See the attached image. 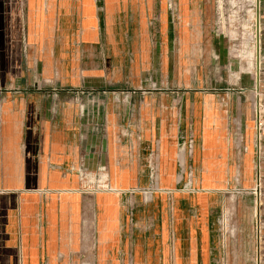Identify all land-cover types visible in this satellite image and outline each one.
Wrapping results in <instances>:
<instances>
[{
	"label": "crops",
	"instance_id": "obj_1",
	"mask_svg": "<svg viewBox=\"0 0 264 264\" xmlns=\"http://www.w3.org/2000/svg\"><path fill=\"white\" fill-rule=\"evenodd\" d=\"M11 1L0 0V81L186 80L190 64L210 81L220 76L204 66H225L236 88L83 95L51 119L41 94L1 90L0 264H250L257 231L264 243V151L257 169L246 60L208 21V0H178L200 24L176 28L168 0ZM23 12L29 40H7ZM147 150L166 190L149 202L86 182L108 168L123 193L145 185ZM187 176L194 194L179 189Z\"/></svg>",
	"mask_w": 264,
	"mask_h": 264
},
{
	"label": "rangeland",
	"instance_id": "obj_2",
	"mask_svg": "<svg viewBox=\"0 0 264 264\" xmlns=\"http://www.w3.org/2000/svg\"><path fill=\"white\" fill-rule=\"evenodd\" d=\"M210 5H212V10L208 11L206 16L210 23L216 26V29H223L222 35L224 38H228V45L231 51H239L240 57L246 60V70L249 73L250 84L245 89L246 91L252 90L253 85L257 86L258 78H257V68L259 63L261 62V70L264 68V41L263 34L261 32L263 20L259 15L260 3L259 0H208ZM13 3H18V1H11ZM167 6V14L169 17L170 25H173L174 28L180 26V24L198 25V20H200V14H195V12H188L187 17H182L179 10V2L178 0H168L166 1ZM24 12L22 14V18L24 17ZM163 16L165 13L163 12H155L150 14L148 26L151 30H157L163 23ZM257 18V19H256ZM25 17L23 18V23L21 24L20 29V38H17V27L13 28L15 25L12 20L10 32L7 40L21 39L23 42L29 40V33H26V24H24ZM258 20V21H256ZM256 22V23H255ZM208 23V22H207ZM257 24V27H256ZM30 28V27H28ZM16 29V30H15ZM257 31H260L261 38L259 39ZM29 32V31H28ZM216 31L215 33H217ZM256 32V33H255ZM159 34V33H155ZM218 34V33H217ZM34 35V34H33ZM151 36L153 33L150 34ZM174 40L177 39V33L172 34ZM256 35V36H255ZM33 38V36H32ZM2 39L0 35V40ZM34 39V38H33ZM257 39V40H256ZM75 41H72L74 43ZM261 48V52L260 49ZM261 59V61L259 60ZM181 70L185 72V76L187 77L183 80H169V81H156L152 79H147L144 81H101V82H70V81H18V80H9V81H0V91L5 90L9 91L11 95L16 96L18 98L19 95H30V94H41L46 100L48 106L46 112L48 114L47 118L51 119V117H57L58 113V105L60 107L65 106V104L69 101L82 100L83 95L89 96L88 99L91 101L93 97L97 95V99L103 102H112L115 101L118 96L124 95L126 99L129 100L130 94L134 93L140 96L145 90H177V89H201V88H236V81H234V76L232 78L229 77V72L225 66H204V70L206 68H211L212 72L215 74H219V79L216 76L213 81L206 79L196 80L195 75V66L186 64L180 66ZM256 71H255V70ZM254 71H255V79H254ZM262 72V71H261ZM260 72V73H261ZM190 74L193 76L191 80H188ZM264 77V76H263ZM262 79V78H260ZM262 81V80H261ZM229 84V85H228ZM132 92V93H131ZM99 94V95H98ZM132 94V95H134ZM87 99V97H86ZM95 99V100H97ZM251 100V95H250ZM62 101V102H59ZM64 104V105H63ZM251 106V104H250ZM59 111H63L60 109ZM244 134L242 135V138ZM186 150L188 153L192 149H194L193 143L187 144ZM186 151V153H187ZM193 154V151H191ZM109 153V147H108ZM148 150L146 153H140V157L143 159V166L147 170V183L145 185H139L133 187L130 192L123 193L119 187H116L112 183V177L109 175V171L107 168V172L105 175L97 176L92 175L87 178L86 182L91 185H96L99 181H103L104 185L107 186L106 189H112L114 193H119L122 196L125 194L128 195L130 201H134V195L138 194L140 200L143 203H147L150 201V197L152 192H166V190L161 189L158 185V176L150 177L149 176V168L148 161H150V154H148ZM142 154V155H141ZM155 156H157L155 154ZM83 180L82 177H79ZM154 179V181H153ZM194 177L187 176L184 184L179 188L180 190H187L189 193L194 194ZM86 183V184H87ZM182 183V182H181ZM180 183V184H181ZM258 187V186H257ZM99 189V188H97ZM101 189V188H100ZM154 190V191H153ZM104 191V190H103ZM129 191V190H128ZM124 194V195H123ZM253 248L251 250V258L250 264H264V243L262 241V245L258 244V239L254 240ZM261 243V240H260ZM131 259H129L130 264ZM248 262V263H249Z\"/></svg>",
	"mask_w": 264,
	"mask_h": 264
},
{
	"label": "built area",
	"instance_id": "obj_3",
	"mask_svg": "<svg viewBox=\"0 0 264 264\" xmlns=\"http://www.w3.org/2000/svg\"><path fill=\"white\" fill-rule=\"evenodd\" d=\"M259 39L261 38L260 31H258ZM261 52V48H260ZM261 61V59L259 58ZM261 62L259 63V66L257 68V78L258 83L257 86L253 85V89L249 91L251 95V123H252V138H253V147L256 155V167L259 169V163L263 155L264 151V68L261 70ZM255 70V69H254ZM256 71V70H255ZM255 71H254V79H255ZM262 71V72H261ZM261 72V73H260ZM262 78V79H260ZM262 80V81H261ZM245 90V89H244ZM243 90V91H244ZM237 130V129H236ZM238 133V130H237ZM239 134V133H238ZM240 137V135H238ZM155 165L153 164L152 160L148 161V168H149V176L150 177H156V170ZM82 177V176H81ZM87 179V178H86ZM259 179V178H258ZM154 181V179H153ZM96 186L98 188H101V190L104 191H112V189H106L107 186L104 185L103 181H99ZM130 194L133 191H128Z\"/></svg>",
	"mask_w": 264,
	"mask_h": 264
},
{
	"label": "bare ground",
	"instance_id": "obj_4",
	"mask_svg": "<svg viewBox=\"0 0 264 264\" xmlns=\"http://www.w3.org/2000/svg\"><path fill=\"white\" fill-rule=\"evenodd\" d=\"M257 19V18H256ZM256 21H258V20H256ZM256 23V22H255ZM256 27H257V24H256ZM256 33V32H255ZM257 33H258V31H257ZM256 36V35H255ZM257 40V39H256ZM260 50V49H259ZM256 212V214H257V210L255 211ZM259 238H260V234H259V232L257 231V239H258V244L260 245V242H259Z\"/></svg>",
	"mask_w": 264,
	"mask_h": 264
}]
</instances>
